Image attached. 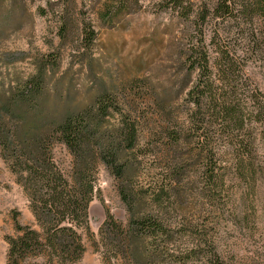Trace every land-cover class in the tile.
I'll return each instance as SVG.
<instances>
[{"label": "trees", "instance_id": "trees-1", "mask_svg": "<svg viewBox=\"0 0 264 264\" xmlns=\"http://www.w3.org/2000/svg\"><path fill=\"white\" fill-rule=\"evenodd\" d=\"M140 1L107 0L105 15L133 12ZM20 3L0 0V39L17 30ZM158 3L183 26L172 61L177 86L135 79L78 111L42 117L48 63L55 62L47 58L1 91V155L39 226L16 220L17 235L6 237L8 264L83 258L82 229L100 164L116 178L129 213L127 223L109 214L100 227L105 255L127 264H226L214 233L218 213L233 184L256 192L264 176V92L246 71L250 59L264 54V0ZM94 32L85 29L88 42ZM33 101L40 110L29 116L25 105ZM56 142L72 156L69 176L55 159ZM155 170L150 181L142 179Z\"/></svg>", "mask_w": 264, "mask_h": 264}, {"label": "rangeland", "instance_id": "rangeland-1", "mask_svg": "<svg viewBox=\"0 0 264 264\" xmlns=\"http://www.w3.org/2000/svg\"><path fill=\"white\" fill-rule=\"evenodd\" d=\"M106 1L20 0L17 30L0 39V95L10 83L26 79L37 63L47 58L55 62L48 63L47 96L37 113L42 117L46 112L54 116L78 111L101 93L121 91V85L135 79H146L158 88L170 83L177 86L178 72L172 61L183 26L176 16L161 11L159 0H141L135 11L107 18ZM86 28L95 30L91 42L86 40ZM246 71L264 92V54L250 59ZM31 103L25 105L29 116L40 110V104ZM54 145L55 159L69 176L72 156L63 143ZM156 172L142 179L150 181ZM233 186L230 201L218 213L215 225L218 250L226 264H264V176L256 192L249 193L244 186L240 189L238 182ZM109 214L128 222L118 182L107 166L100 164L88 227L82 229L86 252L75 264H127L123 256L105 255L99 246L100 227ZM203 216L208 218L205 213ZM16 220L39 227L24 187L0 150V264H8L6 237L17 235ZM188 264L208 263L200 259Z\"/></svg>", "mask_w": 264, "mask_h": 264}]
</instances>
